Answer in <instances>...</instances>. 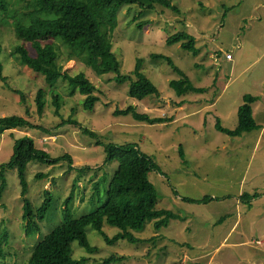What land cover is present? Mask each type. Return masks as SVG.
Segmentation results:
<instances>
[{"label":"rangeland","instance_id":"obj_1","mask_svg":"<svg viewBox=\"0 0 264 264\" xmlns=\"http://www.w3.org/2000/svg\"><path fill=\"white\" fill-rule=\"evenodd\" d=\"M8 13L0 11V61L7 81L0 80V116L21 115L43 126L7 129L0 135V164L8 163L15 141L24 135L56 163L33 161L26 171L28 198L40 207L51 193L53 202L40 233L28 237L23 218L21 185L16 169L6 171V190L0 202V264H27L42 235L63 222L64 201L73 191L70 217L94 212L104 202L105 189L93 196L94 185L105 176L110 180L119 168L108 159L105 144H136L151 157L158 170L149 174L158 196V208L180 216L156 231L148 222L138 245L119 242L109 245L92 227L86 228L95 254L72 244V259L82 264H104L112 257L126 258L111 264H264V0H173L179 11L156 6L142 10L128 4L120 11L114 51L122 63V74L130 75L138 60L142 72L158 87L159 96L139 100L130 95L131 83L119 84L116 74L99 75L71 54L60 39L42 40L55 44L59 65L70 76L84 73L97 87L100 100L92 110L83 107L85 96L65 81L47 83L42 74L23 65L15 53L24 46L36 55L30 40L16 37L14 27L27 12L21 0H5ZM1 5V4H0ZM147 23L143 29L137 24ZM187 32L196 38L199 55L181 44L168 45L166 38ZM172 58L203 93L180 95L170 82L182 77L163 59ZM230 54L234 60L227 59ZM43 89L44 108L38 111V91ZM25 98L22 99V94ZM258 96L254 118L262 127L230 136L216 127L217 119L229 129L238 125V108L244 96ZM53 95H60L59 114ZM184 101V103H181ZM134 106L150 116L172 118L148 123L132 114L118 115L117 109ZM76 119L95 131L102 144L83 132L81 126L61 123ZM110 174V176H109ZM38 175H45L39 178ZM73 182H77L72 189ZM242 197V195H244ZM207 203H191L185 199ZM111 239L121 231L105 224ZM8 235L7 240L4 239Z\"/></svg>","mask_w":264,"mask_h":264},{"label":"trees","instance_id":"obj_2","mask_svg":"<svg viewBox=\"0 0 264 264\" xmlns=\"http://www.w3.org/2000/svg\"><path fill=\"white\" fill-rule=\"evenodd\" d=\"M26 3L27 12L15 24V35L20 40H30L36 55H32L24 46H17L15 53L21 63L36 73L42 74L47 83L55 84L58 80L65 81L73 89H78L84 96L83 107L92 110L100 100L97 87L84 73L70 76L63 72L59 65V52L55 44L43 45L42 40L60 39L63 45L73 56L80 58L83 63L92 68L99 75L116 74L115 80L119 84L131 83L130 95L142 100L147 96H159L160 92L150 79L142 72V61L138 60L135 70L130 75L122 74V63L114 51V37L120 25V11L128 4L137 5L142 10H154L156 6L179 11L173 0H21ZM0 11L8 13L5 0H0ZM147 23L137 24L143 29ZM168 45L181 44L182 47L199 55L196 38L187 32H179L166 38ZM2 48L0 45V56ZM153 59H163L182 78L170 82V87L175 88L180 95L190 92L203 93L205 88L197 87L187 74L178 67L172 58L153 54ZM0 80L6 82L3 74V65L0 61ZM43 89L38 91L36 98L38 111L42 113L44 108ZM22 94V99L25 95ZM55 112L59 114L61 106L60 95H53ZM258 96L246 94L243 103L238 108V125L234 129L224 127L217 119L216 127L230 136H241L245 132L258 130L261 125L257 123L253 114V103ZM181 103H184L182 101ZM116 114L132 116L138 121L148 123L168 122L169 117L150 116L148 113L139 112L134 106L126 109H117ZM61 123H70L81 126V123L70 117ZM82 127V126H81ZM15 128H39L43 126L34 123L21 115L12 114L0 116V135L7 129ZM83 132L96 140V144L102 142L98 134L88 128L82 127ZM105 152L108 159L105 165L119 162V168L113 178L105 176L94 185L93 196L101 192V187L107 184L104 202L94 212L79 218L70 217L69 205L72 202L73 191L64 201L62 223L54 227L49 233L42 235L34 247L27 264H82L85 259H72V244L78 243L79 247L87 254L93 255L97 249L93 248L87 239L86 228L92 227L107 241L109 245L119 242H128L131 245L147 243L137 239L133 232H141L148 222H153L154 229L158 232L169 226L174 219L180 216L173 211L158 208V193L149 179L153 170H158L155 161L141 152L133 143L123 145L105 144ZM58 160H66L71 168V158L68 155ZM44 150L37 148L34 138L24 135L15 141L13 155L8 163L0 164V202L6 190V171L16 169L21 185V197L23 199V218L26 222L28 237L31 234L40 233L39 221H43L50 211L53 197L50 192L46 194L45 202L38 208H34L28 198L29 186L26 178L28 165L33 161L56 163ZM45 175H38L39 178ZM110 176V174H109ZM77 182H73L75 189ZM242 195V197H244ZM191 203H207L209 198L202 200L185 199ZM105 224L117 227L121 231L111 239L105 233ZM8 235L4 239L7 240ZM0 243V259L3 257ZM126 258L112 257L105 260L104 264L115 261H124Z\"/></svg>","mask_w":264,"mask_h":264},{"label":"built area","instance_id":"obj_3","mask_svg":"<svg viewBox=\"0 0 264 264\" xmlns=\"http://www.w3.org/2000/svg\"><path fill=\"white\" fill-rule=\"evenodd\" d=\"M226 58H227V59H231V55H230V54H227V55H226Z\"/></svg>","mask_w":264,"mask_h":264},{"label":"crops","instance_id":"obj_4","mask_svg":"<svg viewBox=\"0 0 264 264\" xmlns=\"http://www.w3.org/2000/svg\"><path fill=\"white\" fill-rule=\"evenodd\" d=\"M232 60H234V57L233 56H231V60H229V61H232ZM262 127V126H261ZM261 129V128H260Z\"/></svg>","mask_w":264,"mask_h":264}]
</instances>
